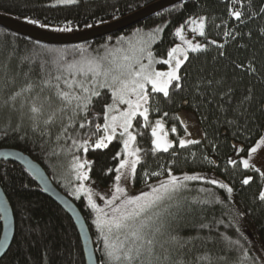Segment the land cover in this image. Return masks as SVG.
Instances as JSON below:
<instances>
[{
	"label": "trees",
	"instance_id": "1",
	"mask_svg": "<svg viewBox=\"0 0 264 264\" xmlns=\"http://www.w3.org/2000/svg\"><path fill=\"white\" fill-rule=\"evenodd\" d=\"M154 1L78 0L76 4L64 5L56 4V0H0V13L21 21L25 17L39 19L51 26L46 30L69 26L73 31H78L87 29V24L97 26L118 19ZM230 5H235L237 10L245 14L243 22L230 16ZM261 7H264V0H183L120 32L86 42L62 45L37 42L0 26V88L7 74L8 77H15V88L18 89L24 84L23 74L29 68L32 69L31 78L39 80L43 75L41 62H48L51 67L50 62L61 54L49 49L67 50L68 61L79 60L80 55L75 51L77 48L95 50L137 29L163 28L153 52L155 57L164 58L177 42L175 29L184 25L190 17L204 16L207 21L206 37L198 35V41L208 47L199 53H189V60L181 67L182 87L177 89L170 86L167 97L162 93L150 96L148 127L143 126L142 117L138 116L134 120L133 130L136 145L141 149V160L137 164L133 184L141 187L153 179L152 175L145 177V172L164 170L168 173V169H171V173L212 171L234 188L232 199L228 200L229 194L225 189L206 180L184 181L188 188L177 197L184 206L179 224L182 236L194 238L183 250L184 258L191 264L198 256L207 254L218 264H240L241 261L245 264H253V261L261 264L262 256L258 255V249L264 251V202L258 199V192L262 180L252 169L233 167L227 163L235 143L251 146L264 128V31H261L264 29V14L249 15L258 12ZM68 21L72 23L68 25ZM96 21L103 23L97 24ZM229 29L238 34L236 39L223 36V32ZM211 40L224 44V48L209 44ZM220 51L224 52L223 56L219 55ZM25 56L32 57L31 64L22 62ZM249 61L254 63L255 74L235 67L236 64H247ZM217 81L221 83L217 84ZM249 95L251 99L245 100ZM110 100V91L104 90L101 97L93 101L91 114L87 117L91 124L81 119L79 123H85V127L81 129L78 124L70 125L66 137L59 124L51 128L50 135L42 136L39 131L34 132L27 121L20 131H13L18 123L15 116L9 119L7 113L0 112V148H16L31 156L66 195L68 193L59 182L58 173L66 168L70 170L73 156L92 161L89 181L97 187H108L116 175L119 157L115 160L113 157L120 152V136L117 135L107 148L89 147L87 153L74 146L73 140L82 142L89 137L95 140L102 135V130L95 136L91 134L95 131V124H102L103 105ZM181 110H190L195 114L203 137L197 140L198 143L181 148L175 136L176 141L167 152H153L150 122L162 117L170 131L176 127L177 135L182 134L184 129L177 116ZM95 113L101 115L97 117ZM58 135L61 137L59 140ZM171 136L174 137V134L171 133ZM109 168L113 169L112 173H107ZM246 175H252L254 179L249 185H242L241 181ZM0 185L11 205L15 226L12 242L0 259V264H85L82 244L73 220L42 192L23 167L12 161H1ZM202 187L211 189L214 196L225 203L203 206L202 210L200 204L194 203L206 198L205 193L199 192ZM71 199L88 224L99 261L103 255V237L94 223L93 213L83 197ZM189 206L192 211H188ZM237 210L245 212V215L238 225L232 226ZM244 217L249 220L252 231L246 227ZM219 220L224 223H216ZM200 223H209L210 228L198 229ZM1 229L0 219V234ZM221 235L230 237L232 241L239 239L247 250V256L236 248L228 247L227 242L220 239Z\"/></svg>",
	"mask_w": 264,
	"mask_h": 264
},
{
	"label": "snow or ice",
	"instance_id": "2",
	"mask_svg": "<svg viewBox=\"0 0 264 264\" xmlns=\"http://www.w3.org/2000/svg\"><path fill=\"white\" fill-rule=\"evenodd\" d=\"M77 2L78 0H56V4L64 5ZM229 14L237 21L243 22L242 17L245 14L237 10L235 5H230ZM261 14H264V7L249 15ZM24 21L42 29L51 28L47 22H41L39 19L25 17ZM71 23V21L67 22L68 25ZM95 23L99 24L103 21ZM206 24L204 16L190 17L184 25L176 28L174 34L181 40V43L168 50L167 59L157 60L146 44L140 47L130 44L128 49L121 48L112 51L105 49L103 54L96 51L95 55H89L88 49L79 47L75 51L80 55V59L71 61L66 59L67 50L49 49L48 51L61 52V54L50 62L51 67L48 66V62H41L40 69L43 75L39 80L31 78V68L23 74L25 82L18 89L15 88V77H8L6 74L3 79V87L0 88V112L7 113L9 119L15 116L18 123L12 130L20 131L27 121L29 127L34 132L39 131L42 136L50 135L51 128L57 124L65 137L70 125L78 124L81 129L85 127V123H79L81 119L91 124L87 117L91 114L94 99L101 97L104 90L110 91L111 102L103 105V123L95 124V131L91 135L95 136L101 130L103 134L95 140H92L91 137L82 142L73 140L74 146L82 148L83 152L87 153L89 147L107 148L117 138L118 130L119 136L122 138L124 158L119 160L115 168L114 191L111 192L110 198L106 199L110 214L93 199V189L83 183L90 180L89 171L93 162L80 156H73L72 167L75 170L76 179L80 181L75 188L74 195L77 198L81 193L87 196L88 204L96 212L94 223L103 237V255L98 264H110V262L111 264H190L184 258L183 250L194 238L181 235L182 229L179 220L184 206L177 197L181 191L188 188L184 181H197L205 179V177L199 173H185L180 178L173 175L171 169H168V176L165 180L159 181L155 185H147L148 190L141 191L137 195L128 194L120 182L122 177L135 179L137 164L141 160L139 155L141 149L134 147L136 134L130 131L133 128V121L138 116L143 117V126L148 127L150 96L154 93H162L167 97L170 86L181 88L183 78L181 67L189 60V53H199L208 47L206 44L194 43L187 39L184 35V27L190 26L192 32L206 37ZM92 26V24L85 25L88 28ZM52 30L71 32L73 28L65 26ZM161 31H163L162 27H157L154 30V32ZM139 32L140 30L137 29V33ZM152 34L150 32L148 35ZM237 35L231 29L223 32V36L230 39H236ZM208 43L216 45L219 49L224 48V44H217L216 40H211ZM145 54L147 63L143 62ZM219 55L223 56L224 52L220 51ZM24 61L31 64L32 57L25 56L22 58V62ZM156 63L167 65V70H156L153 67ZM235 67L249 74L256 73L252 61L247 64H236ZM208 83L212 82L208 81ZM219 83L221 82L217 81V84ZM250 99V95L245 97V100ZM100 115L101 113H95L97 117ZM171 131L176 132V128L173 127ZM151 134L154 138L152 140L153 152L161 150L167 152L172 148L173 141L167 138L162 120L155 121ZM60 138L58 135L57 140ZM194 143H198V141L184 138L179 140L181 148ZM233 147L237 154L246 152V155L240 156L239 161L230 157L227 163L233 167L242 166L244 169H252L264 181V171L252 163L258 150L264 148V132H261L251 146L234 145ZM121 155V152H117L113 159L115 160ZM112 172V168L107 169V173ZM144 175L145 177L158 176L159 173L145 172ZM253 179L252 175H246L241 183L249 185ZM208 183L225 189L229 194L228 200L232 199L234 188L229 184L214 178L210 179ZM199 192L205 193L206 198L194 201V203L200 204L202 210L203 206L225 203L219 197H215L211 189L202 187ZM101 199L104 198L101 197ZM258 199L264 202V185L258 192ZM188 211H192L191 206L188 207ZM244 215L245 212L237 210L232 219V226L238 225ZM216 223L223 224L224 221L219 220ZM205 228H210V224L200 223L198 225V229ZM220 239L226 241L228 247L236 248L247 256V250L243 248L239 239L232 241L230 237L224 235H221ZM0 247H3V244H0ZM202 262L203 264H218V261L207 254L198 256L191 264H202ZM240 264H245V262L241 261ZM261 264H264V258L261 259Z\"/></svg>",
	"mask_w": 264,
	"mask_h": 264
},
{
	"label": "water",
	"instance_id": "3",
	"mask_svg": "<svg viewBox=\"0 0 264 264\" xmlns=\"http://www.w3.org/2000/svg\"><path fill=\"white\" fill-rule=\"evenodd\" d=\"M181 1L183 0H156L118 19L73 32H55L42 29L1 13L0 26L45 44H75L125 30L126 28L136 25L150 15ZM1 161H12L23 167L33 177L42 192L57 203L70 216L80 237L85 264H98L90 229L84 216L75 202L54 184L42 165L22 150L9 147L0 148V162ZM0 219L2 222L0 244H3V247H0L1 259L10 247L15 230L12 208L1 185Z\"/></svg>",
	"mask_w": 264,
	"mask_h": 264
},
{
	"label": "rangeland",
	"instance_id": "4",
	"mask_svg": "<svg viewBox=\"0 0 264 264\" xmlns=\"http://www.w3.org/2000/svg\"><path fill=\"white\" fill-rule=\"evenodd\" d=\"M198 17H200V16H198ZM198 17H194V18H198ZM157 27H161V26H155L153 28H147V29H139L140 30L139 33H137V30H133V31L127 33V34H123L120 37L116 38L115 40L112 41V43L105 44L104 47H101V48L98 47L95 50L94 49H91V50L88 49V54L89 55H95L96 51H99L101 54H103L105 49H108L109 51H112V50H115V49H121V48L128 49L130 44L134 45L136 47H140L143 44H146L148 49L150 51H152V53L154 55L153 46L155 45V43L159 40V38L161 36V32H154V30ZM150 32L153 33L151 36L148 35ZM184 35H185V37L187 39L192 40L194 43L195 42L199 43V41H198V35L199 34L192 32L190 30V26H185L184 27ZM179 43H181V40L177 37V42L174 45H172L171 48L174 47L176 44H179ZM154 57H155V55H154ZM155 58L157 60L167 59V56L164 57V58H161V57H155ZM143 62L144 63L148 62L147 58H146V54H145V59L143 60ZM153 67L156 70H159V71H166L167 68H168L167 65H163V64H159V63L154 64ZM149 90H150V86H149ZM110 102H111V100L109 101V103ZM121 107H123V106H121ZM178 113L179 114L177 116H178V118H179V120L181 122V125H182V127L184 129V132L182 134H178L177 135V130H176V132L170 131L165 126V124L163 122L164 131L167 133V138L174 142L175 136H176L178 143H179V140L181 138L191 139V140H194V141L200 140L203 137V131H202V129H201V127H200V125H199V123L197 121V118H196L195 114L192 111H190V110H181ZM148 119H149V116H148ZM156 120H162L163 121V118L162 117H156V118H154V120L152 122H150L151 131H152V126L155 125V121ZM102 123H103V121H102ZM133 123H134V121H133ZM130 131L134 132L133 128L130 129ZM263 132H264V128H263ZM171 133L174 134V137L171 136ZM102 134H103V131H102ZM117 135L119 136V130L117 132ZM120 139H121V141H120V143H121L120 152H121L122 155H121V157H119V160L124 158L122 138L120 137ZM153 139L154 138L152 137V140ZM234 145H241V144L240 143H235ZM134 147H137L136 143H135ZM153 148H154V145H153ZM245 155L246 154H237V152L234 149L233 153H232V155L230 157L232 159L239 160L240 156H245ZM118 163H119V161H118ZM252 163H254L256 165V167H259V168H261L262 171H264V148H262L261 150H258V152L255 154V156L252 159ZM156 173H159V175L158 176H153V179L150 182H148L147 184H145V185H143L141 187H135L134 184H133V179L127 178V177H122V180H121L120 183H121V186L126 189L128 194L137 195L141 191H147L148 190L147 185H149V184L155 185L159 181L165 180L167 178V176H168V173L164 172V170H161V171L156 172ZM185 173H188V174L199 173L203 177H205V179H202V180L209 181L210 179L214 178V179H216V180H218L220 182L225 183L221 178L217 177L212 171H208V172H201V171L185 172L184 171V172L172 173V174L176 175L177 177L182 178L183 174H185ZM58 174H59V182L62 184V187L66 189L68 195L71 198L78 199L77 196L74 195V191H75V188L80 183V181H78L76 179V173H75V170L72 167V164H71V167H70L69 171H68V168H66L64 171H62V172H60ZM189 182H191V181H189ZM83 183L86 186L91 187L93 189V199L96 200L97 204L101 208H104V210L106 212H109V214H110V209L106 205V199L110 198L111 192L114 191V188H113L114 182L110 186L105 187V188L97 187L95 184H93L89 180L88 181H84ZM262 185H264V181H262ZM178 196H179V194H178ZM79 197H83L85 199V202H86L87 206L90 208V210L93 213L94 221H95L96 212L88 204L87 196L84 193H81ZM101 197H103L104 199H101ZM244 221H245L246 227H248L251 230V225H250L249 220L246 217H244ZM258 251L260 253L258 255L259 256L261 255L262 257L261 256L260 257L264 258V251H262L260 248L258 249Z\"/></svg>",
	"mask_w": 264,
	"mask_h": 264
},
{
	"label": "flooded vegetation",
	"instance_id": "5",
	"mask_svg": "<svg viewBox=\"0 0 264 264\" xmlns=\"http://www.w3.org/2000/svg\"><path fill=\"white\" fill-rule=\"evenodd\" d=\"M166 126V125H165Z\"/></svg>",
	"mask_w": 264,
	"mask_h": 264
}]
</instances>
